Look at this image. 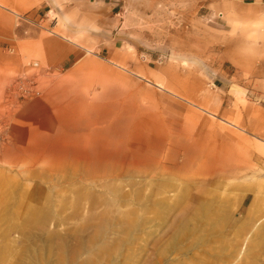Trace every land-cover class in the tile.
I'll return each mask as SVG.
<instances>
[{
    "label": "rangeland",
    "instance_id": "rangeland-1",
    "mask_svg": "<svg viewBox=\"0 0 264 264\" xmlns=\"http://www.w3.org/2000/svg\"><path fill=\"white\" fill-rule=\"evenodd\" d=\"M58 1L0 12L29 30ZM120 6L111 56L48 69L0 49V264H264V138L240 124L264 112V1ZM112 101L149 139L58 135L72 106Z\"/></svg>",
    "mask_w": 264,
    "mask_h": 264
},
{
    "label": "crops",
    "instance_id": "crops-1",
    "mask_svg": "<svg viewBox=\"0 0 264 264\" xmlns=\"http://www.w3.org/2000/svg\"><path fill=\"white\" fill-rule=\"evenodd\" d=\"M121 1L59 0L58 4L53 3L52 6L44 4L34 12L22 16L23 21L32 25L29 26V30L26 29L24 22L22 27H19L20 22L18 25H14L12 22L14 14L9 10L2 9L0 14L4 15L7 21L0 20V49H13L18 59L23 60L22 45L27 46L28 54L37 59L39 65L48 69H61L69 66L82 58L86 51H93L94 48H98L100 52H110L111 56L114 54L117 44L108 45V43L115 41L113 34L120 25L118 17L121 15ZM0 5L8 6L4 0H0ZM49 5L51 9H48ZM51 12L52 17L49 19ZM93 35L97 36L96 46H93ZM157 86L163 88L160 84ZM108 106L112 107V112H107ZM118 106L115 101L106 105L72 106L68 118L62 120L63 125H60L58 135L67 137L73 142L83 140L84 145L82 146L88 147L93 142L106 138L109 130L126 132L129 135L128 132L132 131L130 127L136 125V131L133 129L134 139L139 138L140 135L142 138L139 140L149 139L147 135L139 133L143 131V128L139 127L132 117L126 116L127 114L125 116L118 115L116 110ZM94 109L96 118L90 116ZM230 115L232 116V112ZM81 124L82 127L83 125L85 127V138H76L77 130H74L73 136V129ZM240 124L246 126L250 131L260 130L259 136L264 138V112L260 128L257 124L248 122L246 118ZM106 131L108 132L106 133ZM78 135L81 136V134ZM89 154L93 153L85 155V159L90 156Z\"/></svg>",
    "mask_w": 264,
    "mask_h": 264
},
{
    "label": "built area",
    "instance_id": "built-area-1",
    "mask_svg": "<svg viewBox=\"0 0 264 264\" xmlns=\"http://www.w3.org/2000/svg\"><path fill=\"white\" fill-rule=\"evenodd\" d=\"M9 51L14 52L13 49H9ZM34 65L37 67L38 63H35ZM29 82L24 81V80H19V82L16 85V90L20 93V95L22 97L31 96L34 92V90L31 88V86L28 85Z\"/></svg>",
    "mask_w": 264,
    "mask_h": 264
}]
</instances>
